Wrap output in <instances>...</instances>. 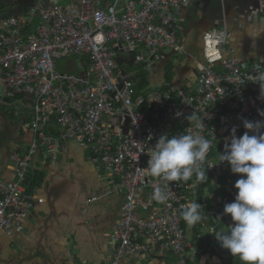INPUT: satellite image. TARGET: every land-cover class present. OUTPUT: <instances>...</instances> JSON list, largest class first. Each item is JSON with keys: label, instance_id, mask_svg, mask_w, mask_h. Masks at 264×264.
Masks as SVG:
<instances>
[{"label": "built area", "instance_id": "2783aa9c", "mask_svg": "<svg viewBox=\"0 0 264 264\" xmlns=\"http://www.w3.org/2000/svg\"><path fill=\"white\" fill-rule=\"evenodd\" d=\"M192 3L36 0L27 15L0 14V88L8 98L20 96L21 105L33 110L29 126L35 134L28 152L15 158V179L1 185L0 231L22 232L43 202L33 186L34 156L46 147L57 159L58 139L76 141L89 150L97 170L104 173L108 193L125 198L104 258L84 259L79 264H129L149 254L172 255L174 260L168 264H207L199 244L215 239L216 226L209 230L202 226L194 232L181 212L190 202L207 207L208 185L194 174L187 182L165 186L159 178L143 173L160 135L171 138L191 131L211 142L201 166L204 174L210 175L217 189L224 187L236 196L230 164L220 157L230 142L233 121L240 124L237 136L249 131L245 120L264 121L260 115L264 112V52L252 62L238 58L232 45L234 32L226 20H218V27L203 35L202 58L190 54L198 71L192 85L177 87L166 82L137 90L136 71L122 70L118 63L120 52L135 54V62L147 68L165 60L171 51L187 54L180 28L185 21L182 11ZM248 11L250 15L264 12V2ZM34 16L40 18L39 24L34 31H26ZM245 17L246 12L240 14ZM57 56L86 58L88 64L82 74L62 73L56 68ZM192 114L204 120L203 129L188 119ZM53 125L59 137L48 134ZM156 187L167 192L168 201L151 198ZM221 210L216 205L215 215Z\"/></svg>", "mask_w": 264, "mask_h": 264}, {"label": "crops", "instance_id": "0c3cea01", "mask_svg": "<svg viewBox=\"0 0 264 264\" xmlns=\"http://www.w3.org/2000/svg\"><path fill=\"white\" fill-rule=\"evenodd\" d=\"M68 1L69 0H64V2H60L59 0H54L52 2L64 4ZM262 1L264 2V0H230L231 6H233L234 10L230 16L238 22V27L240 29L248 30L250 26H253V31L256 33L259 32L258 27L255 25V21L263 18L264 12H262L263 15L262 13L250 15L248 10L251 6L259 7ZM35 2L36 0H0V14L8 16L25 15L27 11H29L30 6ZM216 3L218 14L214 17L212 13H209L211 17L208 21L206 16H201L198 14L199 12L197 7L192 5L193 3L187 7L192 11L193 16H184L185 21L181 24L180 35L184 39V44V34L188 33L189 35L192 34V32L197 33L202 31L203 33L201 38H203V35L206 31L212 29L213 25H217V21L220 20L218 15L221 9L223 11V15L225 14L224 20H226L227 9L225 1H218ZM243 12H246V17L244 19L240 18V14ZM39 22L40 18L34 16L32 22L26 25V31H34ZM211 23H213L212 26ZM207 25V29L201 30V28ZM201 38L200 43L202 47ZM260 48L261 47L259 46V50ZM235 50L237 57L248 61L247 57L241 58L239 56L236 47ZM200 52H202V50L196 51L195 53L197 54ZM262 52H264L263 49L260 51L257 57H259ZM182 57L191 59L187 56L179 55L174 51H171L165 60L155 63L152 68H146L143 64L134 62V55L132 53L120 52L118 54V63L122 70L136 71L134 80L137 90H149L162 86L166 82H172L177 87H185L186 85L181 84L179 79H187V72L189 69L188 66L182 62ZM75 58L77 60L78 68L72 74H82V67L88 64V60L86 58ZM192 80L193 79L187 81L185 84L188 83L189 85H192ZM20 102V96L17 98H8L3 95L2 89L0 88V196L2 195L1 185L14 180L16 177L14 171L16 162L15 158L17 156H24L28 152L31 142L34 138V135L29 129V124L33 118V110L27 108L25 109ZM63 142L64 141L58 139L59 151L57 159H53L47 152L46 148L41 149L34 156L31 165V171L34 175L38 173L42 176H39L41 180L38 181L37 184H33V186L37 187L38 197L42 198L43 202L33 210L26 227L22 232L12 234L5 232L3 233L8 236H14L13 234H15V236H18L19 242H25L23 237L25 235L34 237L35 234H37L41 241L42 237H44L45 247L49 249V254H51L49 256L45 250V259L51 258L46 260V264H79L80 261L84 259L88 261H99L104 258L105 251H107L111 245V235L122 215V205L125 198L123 195L117 192L108 193L109 184L106 191L104 192V197L109 199L108 200L106 198V201L100 200L98 196L90 195V192L88 191L87 193L84 192L83 194L81 192L82 187H80L77 192L68 191L66 189H63L61 192H59V187L61 185L59 179L62 177H68L70 174V172L68 174L63 173V164L66 165L69 163L72 165L74 163L73 157L74 155L76 156L79 151H81V153H79L77 156L81 160L83 169L88 170V173L92 174L93 172L88 168L90 163L94 165L95 171L97 170L92 154L88 149L76 141H67L70 142V144H68V159L66 161L67 163H63L62 156L65 150V147L63 144H61ZM12 146L15 148H12ZM8 147H11L14 150L8 149L6 151V148ZM232 176L239 177L238 174L230 175L231 178ZM90 177L95 182H98V176L93 175ZM224 180L225 178H222V182H225ZM213 187L216 188L215 184ZM31 190H34V187ZM206 192L208 198L211 194H213L217 200V206H222L221 211H224L225 205L223 204L225 195L229 196L230 199H235V196L228 192L224 187L221 189L216 188V191L211 193V186H208ZM216 194H218L217 197ZM114 195L116 198H111ZM45 200L47 201L45 202ZM94 208H100L103 212L110 213L109 215H112L113 218L110 219L109 217H104L103 215L93 214L92 210ZM81 212L91 213L92 221L89 222V220H87L84 222L81 220ZM212 217L214 218H212V222H215L217 218H220V215H215L214 208L212 210ZM212 222L202 224V226L211 227V225H214L218 228V222ZM202 226H200V228ZM78 230L86 231L85 234H82L80 231V233L84 236L81 241L78 237L76 238L75 235H73V232ZM68 236H71V238L75 240V245L80 247L81 251H78V254H76L75 251H70L67 249L68 245L72 243L70 242ZM63 239H66L67 242H65ZM79 252L81 253L80 256ZM215 256L218 258L217 255ZM145 260L143 258H135L129 264H168L173 262L174 257L168 254H149ZM214 264H219V262L215 260Z\"/></svg>", "mask_w": 264, "mask_h": 264}, {"label": "clouds", "instance_id": "9594fccd", "mask_svg": "<svg viewBox=\"0 0 264 264\" xmlns=\"http://www.w3.org/2000/svg\"><path fill=\"white\" fill-rule=\"evenodd\" d=\"M261 88L264 90V83ZM260 115L264 116V112ZM188 119L195 121L197 129L205 126L204 120L194 114ZM244 127L256 134L250 135L249 131H245L242 136H237L234 127L230 142L225 143L220 157L221 162L230 164L233 174L241 175L234 185L238 189L234 201L224 206V215L230 214L233 223L228 231L214 233L221 247L244 264H264V131H261L264 121L245 120ZM210 147L208 139L191 131L171 138L166 133L162 134L149 153L147 170L143 175L159 178L165 186L172 181L187 182L194 174L198 181H204L201 166L206 162ZM151 198L165 203L169 196L163 188L156 187ZM181 216L188 225H196L203 219L202 204L190 202L182 209ZM210 240L214 239L206 240L205 245L204 242L199 244L201 254L207 257V264H214L217 259L221 260L219 264H223L219 256L217 258L203 250Z\"/></svg>", "mask_w": 264, "mask_h": 264}, {"label": "rangeland", "instance_id": "374dc122", "mask_svg": "<svg viewBox=\"0 0 264 264\" xmlns=\"http://www.w3.org/2000/svg\"><path fill=\"white\" fill-rule=\"evenodd\" d=\"M48 1H54V0H48ZM57 1V0H56ZM60 2H64V0H59ZM124 0H122L123 2ZM223 2L225 1L226 3V9H227V15H226V21L228 23L229 28L234 32L236 38L233 41V45L236 47L238 54L241 58L243 57H247V60L252 62V60L257 58V55L260 53V51L263 49L264 50V17L256 20L255 21V25L258 27L259 32H254L253 31V26H250L248 30H243L240 29L238 27V22L231 17L230 15L234 12L233 10V6H231L230 0H193V4L197 7L198 10V14L201 16H206L207 21L210 20V14L212 13V15L215 17L218 14V9H217V3L216 2ZM183 15L185 17H190L193 16L192 11L190 9H183ZM28 14V11H27ZM225 15V14H224ZM224 15H223V11L221 9V11L219 12V18L220 20H224ZM263 15V13H262ZM213 23H211L212 26ZM214 28L218 27L216 25H213ZM212 27V28H213ZM208 25L201 28V30L207 29ZM202 31H199L197 33L192 32V34H184L185 36V45H186V50H187V54H185L184 56H187L188 58L191 59H187L185 57H182V62H184L187 66L189 71L187 72L188 74V78L187 79H179V81L181 82V84L184 85H189L188 83L185 84L187 81H190L191 79H193L191 81L192 84L195 83V79L197 76V61L193 56H190V54L195 55L198 59L202 58V52L200 53H195L196 51H201L202 47H201V43H200V38L202 36ZM202 39V38H201ZM259 46L261 47L259 50ZM239 58V57H238ZM56 61V68L59 72L62 73H74L77 68V60L76 58L73 56H57L55 58ZM136 61V55L134 54V62ZM141 64V63H138ZM137 67V66H136ZM169 70V69H168ZM136 74V73H135ZM190 79V80H188ZM233 127L238 128L239 127V122L233 121ZM261 131H264V129H261ZM256 134V133H255ZM63 146L65 147L64 150V154L62 156V161L63 163H67V159H68V144H70V142L64 141ZM12 148H15L14 146H12ZM11 147L6 148V151L8 149L14 150ZM79 148V147H78ZM10 150V151H11ZM81 150V149H80ZM78 152V150H77ZM79 153H81V151H79ZM79 153L76 154V156L74 155L73 160L74 163L72 165H70L69 163L64 165L63 164V173L68 174L70 172V174L68 175V177H62L59 179V181L61 182L60 185V189L59 192H61V190L66 189L68 191H75L77 192L79 190L80 187L81 188V192L84 194L88 192H90V195L93 196H98L100 200H107V197H104V192L107 189L108 186V182L104 177V173L101 171H95L94 169V165L89 163V169L93 172L92 174L88 173V170H84L81 164V160L80 158H78L77 155H79ZM71 163V162H70ZM98 176V182H95L94 180L91 179L90 176ZM233 181L231 183V187L233 188V190L236 192H238V189H236L234 187L235 182L240 178L237 176H232ZM62 187V188H61ZM89 188V189H87ZM107 198V199H106ZM111 198H116V196H112ZM224 198V197H223ZM109 200V199H108ZM112 200V199H111ZM47 200H45L46 202ZM228 201V202H226ZM234 199H228L225 200L224 203H231L233 202ZM116 211V210H115ZM93 214H97V215H103L104 217H109L110 219H112V215H109L110 213H105L103 212L100 208H94L92 210ZM221 214V212H220ZM219 214V215H220ZM224 216H228L229 219L227 221V224L230 225V223L232 222V218L230 215H224ZM221 217V215H220ZM80 218L81 220H83L84 222L89 220V222L92 221V214L91 213H86V212H81L80 214ZM210 227H208L209 230ZM80 231L82 232V234H85L86 231L85 230H78V231H74L73 235H75V237L79 238L80 241L84 238V236L80 233ZM204 233H206V231L204 230ZM14 236L10 235H6L5 233H3L2 231H0V264H46V260L47 259H51V258H46L45 259V250L47 252V254L50 256L51 254H49V249L47 247H45V239L44 237H42V241L40 239V237L35 234L34 237H31L29 235H25L23 236L25 239V242H19V238L18 236H15V234H13ZM70 239V243L68 245V248L70 251H75L76 254H78V251L80 250V247L75 245V240L71 238V236H68ZM65 242H67L66 239H63ZM80 252H79V256H80ZM146 258H144L145 260ZM146 261V260H145Z\"/></svg>", "mask_w": 264, "mask_h": 264}, {"label": "trees", "instance_id": "16d2710c", "mask_svg": "<svg viewBox=\"0 0 264 264\" xmlns=\"http://www.w3.org/2000/svg\"><path fill=\"white\" fill-rule=\"evenodd\" d=\"M1 4L3 5L2 2H1ZM29 129L31 130L32 134L34 135L33 139H35V134H34L32 128L30 126H29ZM48 132L50 135H54V136L60 135V131L56 125L49 127ZM47 152L50 154L48 149H47ZM36 175H37V177H36ZM34 176H35V178H34ZM39 176L41 177L42 175L36 173L35 175L32 176V178H34V181H33L34 184H37L38 181L41 180ZM204 182H205V185L211 186V193H213V191L214 192L216 191V188L213 187L214 183L212 182V179L208 173H205ZM29 190H31V189H29ZM228 199H230L229 196L225 195V200H228ZM226 202H228V201H226ZM216 205H217V200L215 199L213 194H211L208 198V201H207V207L202 209V213H203L202 221L197 223L196 225L192 226V231L196 232L199 230V228H200V226H202V224L211 223L213 221L212 220V218H213L212 217V210ZM223 205H225V203ZM223 214H224V211H221V214H220L221 217L217 218L215 221V222H218V228L217 227L215 228L216 232H222V231H228L229 230V224H227L229 217L228 216L223 217ZM228 215H230V214H228ZM215 222H212V223H215ZM232 223H233V221L230 224H232ZM203 250L211 253L212 255L219 256L223 260V264H244V262L240 261L238 257H234L228 250L222 248L221 244L217 240V238H215L214 240H210L207 243V245L203 248Z\"/></svg>", "mask_w": 264, "mask_h": 264}]
</instances>
